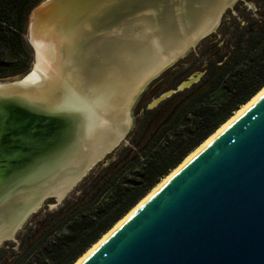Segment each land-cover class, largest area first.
Masks as SVG:
<instances>
[{
  "label": "water",
  "instance_id": "water-1",
  "mask_svg": "<svg viewBox=\"0 0 264 264\" xmlns=\"http://www.w3.org/2000/svg\"><path fill=\"white\" fill-rule=\"evenodd\" d=\"M238 1L42 0L30 10L32 67L0 83V246L45 200L52 208L105 163L145 87ZM38 43L49 47L48 74L34 69ZM33 70L39 79L29 82ZM75 92L103 107L89 116L62 103ZM75 264H264V91Z\"/></svg>",
  "mask_w": 264,
  "mask_h": 264
},
{
  "label": "trees",
  "instance_id": "trees-1",
  "mask_svg": "<svg viewBox=\"0 0 264 264\" xmlns=\"http://www.w3.org/2000/svg\"><path fill=\"white\" fill-rule=\"evenodd\" d=\"M40 1L0 0V79L30 70L33 52L24 33ZM247 1L255 10L237 2V14L227 10L213 34L145 87L133 105L127 144L91 169L55 211L31 214L16 234L18 244L7 241L0 249V264H73L264 87V0ZM197 71V82L147 109Z\"/></svg>",
  "mask_w": 264,
  "mask_h": 264
},
{
  "label": "bare ground",
  "instance_id": "bare-ground-1",
  "mask_svg": "<svg viewBox=\"0 0 264 264\" xmlns=\"http://www.w3.org/2000/svg\"><path fill=\"white\" fill-rule=\"evenodd\" d=\"M36 43V41H35ZM34 44V43H33ZM38 48L40 49V51L37 50L36 56H37V61L35 63V68L34 69H38L41 72L47 73L48 71L51 69L52 67L49 63L48 60V53H49V47H47L46 45H43L42 43H38L37 44ZM51 52V51H50ZM50 77V76H49ZM39 79V75L38 73H36L35 70L32 71V75L29 77V82H34L37 81ZM264 91V87L262 89H260L251 99H249L245 104L241 105V107L236 110L234 112V114L227 119L215 132H213L205 141H203L195 150H193L191 153H189L184 159L183 161L177 165L173 170H171L169 172V174H167L164 178H162L160 180L159 183H157L141 200H139L137 202V204L135 206H133L121 219H119L101 238H99L85 253H83L75 262L77 263L78 261H80L99 241H101L127 214H129L135 207H137L141 202H143L147 197H149L153 192H155L177 169L178 167L183 164L188 158H190L195 152H197L206 142H208L224 125H226L239 111H241L247 104H249L252 100H254L258 95H260L262 92ZM102 96L105 94L100 93ZM102 100L99 96L95 97L93 99L88 100L86 97H82L80 95H78L76 92L74 93L73 96L71 97H66L64 98L63 102L65 105L73 107V108H81L84 109L85 112H87L86 114H88L89 116H91L90 114H95V110H94V106H100L101 108L103 107L102 104ZM93 103V104H92ZM99 118V116H97ZM90 120V123H93L94 121H96L95 118L89 117L88 118ZM91 125V124H90ZM18 220V218H16V221ZM15 224V223H14ZM3 234H5L6 232H4L2 230Z\"/></svg>",
  "mask_w": 264,
  "mask_h": 264
},
{
  "label": "rangeland",
  "instance_id": "rangeland-1",
  "mask_svg": "<svg viewBox=\"0 0 264 264\" xmlns=\"http://www.w3.org/2000/svg\"><path fill=\"white\" fill-rule=\"evenodd\" d=\"M239 2V1H238ZM237 4V2L235 3V5ZM243 4H244V6H246L248 9H252V10H255V6L251 3V2H249V1H247L246 0V2H243ZM234 5V6H235ZM234 6L231 8L232 10H233V13L234 14H237L235 11H234ZM229 10V9H228ZM226 12L227 11H225L224 13H223V15L224 14H226ZM221 21V20H220ZM217 30V29H216ZM24 37H25V39H26V41H27V43H28V33H27V30L25 31V33H24ZM30 46V45H29ZM32 49V48H31ZM33 52V51H32ZM33 58H34V56H33ZM32 64H33V60H32ZM32 64H31V67H32ZM31 69V68H30ZM17 78H20V75H17V76H11V77H6V78H3V79H0V83H3V82H9V81H12V80H14V79H17ZM132 110H133V107H132V109H131V116H132ZM133 117V116H132ZM130 133V132H129ZM129 133H128V135L125 137V139L120 143V146H122V145H126L127 144V142H128V137H129ZM113 152H114V150H113ZM113 152H111L110 154H113ZM110 154H107L106 156H105V158H104V160H105V163H106V161H108V159L110 158L109 157V155ZM109 157V158H108ZM104 163V164H105ZM99 164V163H98ZM97 164V165H98ZM95 167V166H94ZM93 167V168H94ZM92 168V169H93ZM88 174V173H87ZM80 182V181H79ZM78 182V183H79ZM77 183V184H78ZM76 187H77V185L76 186H74L73 187V189L69 192V193H72V192H75L76 191ZM68 193V194H69ZM52 199V198H51ZM48 200V199H47ZM47 200H45L44 201V203L42 204V206H41V208L40 209H38L36 212H35V214H45L46 212H53V211H55L59 206H60V204L62 203V201L61 202H59L58 204H56L55 206H53L52 208H49V205L50 204H53V203H55V201H54V199H52L49 203H46V201ZM31 216V215H30ZM29 216V217H30ZM29 217L26 219V221L29 219ZM26 221L24 222V224L22 225V227H21V229L23 228V226L25 225V223H26ZM21 229H19L17 232H19ZM17 232H16V234H17ZM16 234H15V238H14V240H11V241H8V242H10V243H13V242H15V244L17 245L18 244V241H17V237H16ZM3 247H5V245L3 244V245H1L0 246V249L1 248H3ZM6 248H8V247H6Z\"/></svg>",
  "mask_w": 264,
  "mask_h": 264
}]
</instances>
